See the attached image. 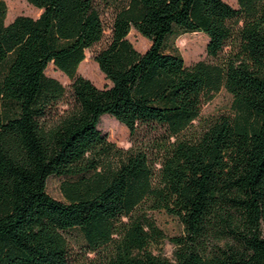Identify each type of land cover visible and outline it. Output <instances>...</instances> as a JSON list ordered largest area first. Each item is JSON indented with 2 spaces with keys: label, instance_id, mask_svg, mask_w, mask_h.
Returning <instances> with one entry per match:
<instances>
[{
  "label": "trees",
  "instance_id": "obj_1",
  "mask_svg": "<svg viewBox=\"0 0 264 264\" xmlns=\"http://www.w3.org/2000/svg\"><path fill=\"white\" fill-rule=\"evenodd\" d=\"M26 1L38 14L4 23L0 0V264H264V0L116 2L109 40L93 53L102 87L78 69L104 35L106 0ZM175 30L205 33L214 57L231 47L186 64L163 46ZM48 62L67 90L44 73ZM221 87L233 113L191 128ZM104 113L126 126L129 147L98 127ZM49 175L73 177L59 182L62 199L47 193ZM157 209L182 232L166 235ZM165 238L171 257L153 250Z\"/></svg>",
  "mask_w": 264,
  "mask_h": 264
},
{
  "label": "rangeland",
  "instance_id": "obj_2",
  "mask_svg": "<svg viewBox=\"0 0 264 264\" xmlns=\"http://www.w3.org/2000/svg\"><path fill=\"white\" fill-rule=\"evenodd\" d=\"M4 1V15L3 22H8L14 15L22 13L30 16H36L39 9L28 3L26 0H3ZM122 0H106L103 5L101 17L104 24L103 37L90 47L85 49V60L81 63L78 71L82 75L88 77L95 85L102 87L109 84V80L106 79L103 73L98 68L96 62L93 59V53L99 48L107 44L110 37V25L112 20V8L116 2ZM231 5L237 7V0H225ZM241 21L238 22L240 24ZM129 40L140 51L147 48L150 41L137 32L134 28H131L127 34ZM193 41L191 43L192 48L186 43V41ZM207 35L201 31H180L175 30L173 33L166 36L164 40L165 51L180 53L186 64H190L198 59H203L209 62L219 61L230 50V45H225L223 50L214 57L206 53ZM196 49V50H195ZM44 73L55 77L67 90L69 80L58 70L51 62H48L44 67ZM66 100H69L67 97ZM232 95L224 87L213 93L212 97L203 102L200 109L199 117L193 120L191 128L199 129L205 121L209 118L219 114H232ZM66 104L63 102L58 104V108H64ZM98 127L107 135L108 140L114 142L120 147H129L132 144L128 130L126 126L116 120L112 115L108 113L102 114ZM153 134V133H152ZM155 135V134H154ZM143 132L138 134L136 144L141 147H146L152 143ZM63 178L72 179L73 177H64L61 175H49L46 178L45 189L49 195L55 198L62 199V195L59 190V182ZM152 217L156 221L157 225L165 232L166 235L179 234L182 232V224L177 217L166 213L162 209L152 210ZM262 233L264 234V225L262 226ZM64 235L68 240V243L73 251H78L79 247L84 243L83 236L78 227H71L64 231ZM153 250L159 252L168 257L172 256L173 244L165 238L157 246H154ZM78 254V253H75ZM92 256L93 253H88ZM74 264H81L79 261H75Z\"/></svg>",
  "mask_w": 264,
  "mask_h": 264
}]
</instances>
